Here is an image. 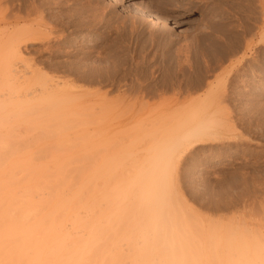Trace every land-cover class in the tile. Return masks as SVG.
Masks as SVG:
<instances>
[{
	"label": "rangeland",
	"instance_id": "374dc122",
	"mask_svg": "<svg viewBox=\"0 0 264 264\" xmlns=\"http://www.w3.org/2000/svg\"><path fill=\"white\" fill-rule=\"evenodd\" d=\"M8 1L10 0L0 1V33L8 31L5 35L18 30L16 23L10 26L5 24L12 23L18 17L21 4V0H14L12 4L13 0L10 3ZM51 1L54 3L51 4ZM51 1L44 5L47 8L43 7L41 10L42 15H46L48 11L55 14V21L48 19V30L56 35H51L50 45L46 41H39L33 49L27 51L25 58L27 64L31 62V65L28 64L31 66L29 68L41 74L38 75L43 82L44 79L72 81L76 88L68 94L74 101L63 108L64 114H68L64 119L68 123L61 128L64 130L57 128L56 131L55 127L46 140L42 130L20 126L19 150L22 154L32 153L34 165H46L50 168L64 166L70 182L88 181L89 174L97 170L98 176L94 181L100 193L106 187L130 181L131 177L140 172V168L148 166L147 159L154 157L158 147L165 141L168 113L179 108L175 100L182 101L187 93L189 96L186 98L189 99L203 95L204 90L187 92L191 80L207 74L206 81L211 82L213 78L215 81L218 75L225 73L229 60L226 61L223 54L224 39H228L226 37L230 35L236 36L253 24L249 11L242 6L248 0ZM35 2L41 3V0ZM255 5L259 6V2L256 1ZM58 6L62 9H58ZM4 8L7 9L6 12L3 11ZM136 8L143 14L136 12ZM146 13L165 20L167 26L156 25ZM61 15L63 18L66 15V19ZM4 17L12 20L8 21ZM263 17L264 15L256 24L257 34H260L264 26ZM228 33L230 35H226ZM3 37L0 38V47L2 42L8 41V38ZM9 43L7 51L12 52L14 49L13 53H18V41ZM195 44H198L195 47L200 48V51L196 48L198 54L193 50ZM188 51L189 54L195 52L196 56L194 53L189 55ZM242 55L244 51L232 59ZM249 55L252 56L246 57V62L250 60L251 65L248 63L246 67L250 69L241 68L245 71L240 70L242 74L239 72L233 77L236 89L228 91L234 93V99H225L223 102L222 98V102L218 99L215 102L221 103V118L233 125L229 132L231 141L224 140L225 142L211 145L203 151H197L199 154L193 152L180 167L170 173L172 197L185 206V209L181 208L185 214L182 215L183 219L190 220L197 226L201 235V238L196 237L199 242L205 237L201 242V252H198L199 248L195 249L202 258H208V261L201 264L226 263L225 258L230 257L226 254L230 252L226 239L230 235L236 239L235 231H238V237L233 244L239 243L238 246L235 245L237 248H242L243 243L239 241H242L243 236L239 235L244 233L245 238L250 239L251 245L247 241L250 251H254L255 241L258 240H261L259 247L264 250V47L255 48ZM184 57H187L186 61L181 59ZM187 59L190 60V66L193 65V69L195 67L194 70L189 69ZM19 60H15L19 70L22 73L28 72L27 75L30 76L32 71H28V68L26 72L21 64L18 65L22 63ZM181 64L186 65V71ZM97 68L102 74L95 75L94 83L81 81V74ZM187 68L189 75L186 74ZM240 77L248 82L240 84ZM26 91L31 92L35 100L45 95L40 84L20 90L21 94ZM177 92L186 94L180 98L176 95ZM79 170H83L82 180L77 179ZM100 193L97 195L98 200ZM180 203L177 202L178 205ZM105 210L106 204L100 200V212ZM206 231L211 233L210 236L215 231L212 238ZM211 239L222 244H219L220 247L216 243L209 245ZM233 244L231 247L235 249ZM119 249L126 255L132 254L126 243H121ZM214 252L221 260L216 261ZM197 261L195 264H198Z\"/></svg>",
	"mask_w": 264,
	"mask_h": 264
},
{
	"label": "bare ground",
	"instance_id": "6f19581e",
	"mask_svg": "<svg viewBox=\"0 0 264 264\" xmlns=\"http://www.w3.org/2000/svg\"><path fill=\"white\" fill-rule=\"evenodd\" d=\"M10 1L8 2L10 3ZM35 1L38 0H21V2L18 0L21 3L18 17L14 18L12 23L5 22L7 26L18 24V30L7 35L5 34L8 31L0 33L1 37L8 38V41L4 39L5 41L0 47V264H127L126 261L129 264H195L197 260L198 264L203 261L205 263L208 258H202L200 253L195 252V249L199 248L198 252L201 250L200 247L203 245L201 242L205 237L199 242L197 238H201V235H199L197 226L190 220L183 219L185 214L182 209L185 206L177 199V202L180 203L179 207L175 198L172 197L170 173L173 169L176 170L180 167L193 152L199 154L197 151H203L211 145L219 144L224 140L231 141L229 132L233 125L221 118V103L216 104L215 102L217 99L222 102V98L223 102L225 99L228 101L234 99V93L228 92L229 90L233 91V88L236 89L234 75H237L242 70L241 68L248 65L250 60L247 63L246 57L250 58L252 55L249 54H252L255 48L264 47V26H262L261 32L259 31L260 34L255 32L256 24L264 15V0H248L246 5L243 4L242 6L249 11L248 14L251 15L253 24L241 33L235 31L236 36L226 34L230 36L226 37L228 39H224L225 42L222 46L224 45L225 50L222 52L227 58L226 61L229 60L227 71L218 75L215 81L213 78L211 82L206 81L207 74L201 76L197 74L200 77H194L191 80L187 92L204 90V94H197L198 96L189 99L186 98L187 93L182 101L175 100L179 108L175 112L168 113L165 141L160 145L161 147H158L154 157L147 159L148 166L140 168V172L131 177L130 181L106 187L101 193L94 181L98 176L97 170L89 174L90 180L88 181L70 182L64 166L57 165L50 168L46 165H34L32 163L33 154L29 152L22 154L19 150L21 140H19L18 128L20 126H26L32 130H42L45 136L44 140L52 135V130L55 127L60 131L64 130L61 128L67 122L64 119L68 114H64L63 108L74 101V98L68 93L76 88L70 80L44 79L43 82L41 74L37 70L33 71L32 68H29L31 62L29 61V65L27 64L25 58L27 51L30 48L33 49L39 41H46L50 45L52 42L50 37L56 35L55 32L52 35L53 32L48 30V21L54 20L55 14L48 11L44 16L41 10L51 0L48 2L41 0V3L37 2V4ZM256 1L259 2V6L255 5ZM13 2L15 1L13 0L11 4ZM52 3L54 1H51ZM5 8L3 11L7 10ZM135 10L143 14L138 8ZM146 16L156 25L167 26L165 20L152 13H146ZM9 19L11 18L9 17ZM63 19H66V15ZM69 19L66 21L69 22ZM224 29L226 28L224 27ZM223 33L225 34L224 31ZM57 36L59 37V35ZM55 38L57 39V37ZM10 41H18V53H13V48L12 52L7 51L6 48ZM6 42L8 43L6 44ZM199 43L201 46L200 41H198ZM198 44H195L194 47ZM5 45L7 46L4 47ZM196 48L193 50L197 53L200 48H197L198 50ZM35 49L34 52L37 50ZM44 49L48 48L44 47ZM42 50L43 48L41 53ZM242 51H244V55L232 59ZM52 52L55 53L53 50ZM195 52H193L194 56H196ZM41 53L39 55H42ZM67 55L69 57L68 53ZM16 58L20 59L19 62L22 63L18 65L21 64L26 72L28 68V71H32L30 76L27 75L28 72L23 71L22 73L19 70L15 63ZM186 58L181 59L186 61ZM210 60L212 61V59ZM188 61L190 60L187 59V63ZM219 62L222 64L221 61ZM188 64L189 69H193V65L190 66V62ZM64 65L66 64L64 63ZM183 65L181 64V66ZM249 65L251 64L249 63ZM208 66L210 65L208 64ZM185 67L186 65L183 66L184 69ZM248 68L246 67V69ZM24 69L22 68V70ZM243 70L245 71V69ZM189 72L191 71L189 70ZM192 72L194 73V71ZM242 72L240 73L242 74ZM100 74L102 73L97 68V70L81 74L80 79L83 82L90 81L91 83L92 81L94 83L95 75L101 76ZM186 74H188V68ZM188 77L190 78V76ZM239 81L242 85L248 82L241 77ZM35 84H40L43 88L45 92L43 98L35 100V97L32 98V93L28 91L21 94V89H28ZM183 94V92H177L176 95L181 98ZM77 172L79 173L77 179L82 180L83 170ZM99 193L101 197L98 200ZM100 200L106 204L104 212H100ZM210 232H207L208 236H210ZM236 232L238 237V231ZM243 234L239 235L244 237H242V241H239L243 243L242 248H237L239 243H236L237 246L233 244L237 237L235 239L228 234L230 236L229 239L227 237L226 244L230 252L226 254L230 257L225 258L227 261L224 264H264V250L258 245L261 240L256 239L258 241H255L257 242L255 243L256 247H253L254 251L252 250V252L248 247L249 244L251 245L250 239L245 238L246 236ZM223 240L225 241V239ZM217 242L219 241L211 239L209 245L218 244ZM121 243H126L130 247L131 255H126L119 249ZM231 244L236 248L233 249ZM214 258L216 261L221 260L216 256Z\"/></svg>",
	"mask_w": 264,
	"mask_h": 264
}]
</instances>
